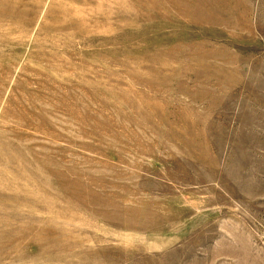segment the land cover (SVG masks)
<instances>
[{
	"label": "rangeland",
	"instance_id": "1",
	"mask_svg": "<svg viewBox=\"0 0 264 264\" xmlns=\"http://www.w3.org/2000/svg\"><path fill=\"white\" fill-rule=\"evenodd\" d=\"M0 264H264V0H0Z\"/></svg>",
	"mask_w": 264,
	"mask_h": 264
}]
</instances>
